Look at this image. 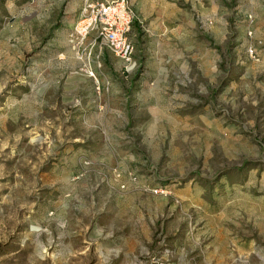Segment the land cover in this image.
Returning <instances> with one entry per match:
<instances>
[{"label": "rangeland", "instance_id": "374dc122", "mask_svg": "<svg viewBox=\"0 0 264 264\" xmlns=\"http://www.w3.org/2000/svg\"><path fill=\"white\" fill-rule=\"evenodd\" d=\"M137 1L0 0V264H264V0Z\"/></svg>", "mask_w": 264, "mask_h": 264}, {"label": "built area", "instance_id": "2783aa9c", "mask_svg": "<svg viewBox=\"0 0 264 264\" xmlns=\"http://www.w3.org/2000/svg\"><path fill=\"white\" fill-rule=\"evenodd\" d=\"M133 20L129 0H81L72 36L76 45L80 46L93 32L95 39L122 60L127 70L134 51L130 39ZM248 54L254 58L253 50L249 49Z\"/></svg>", "mask_w": 264, "mask_h": 264}, {"label": "crops", "instance_id": "0c3cea01", "mask_svg": "<svg viewBox=\"0 0 264 264\" xmlns=\"http://www.w3.org/2000/svg\"><path fill=\"white\" fill-rule=\"evenodd\" d=\"M129 2H130V4H131V6L133 7V4L136 3V2H138V1H137V0H129ZM250 13H251L252 15H254L256 12L250 11Z\"/></svg>", "mask_w": 264, "mask_h": 264}]
</instances>
